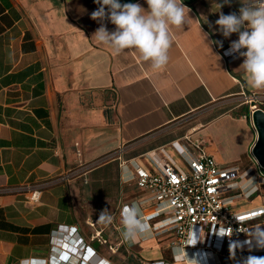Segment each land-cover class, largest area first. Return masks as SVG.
Returning <instances> with one entry per match:
<instances>
[{
	"label": "crops",
	"instance_id": "obj_1",
	"mask_svg": "<svg viewBox=\"0 0 264 264\" xmlns=\"http://www.w3.org/2000/svg\"><path fill=\"white\" fill-rule=\"evenodd\" d=\"M120 3L148 7L145 0ZM183 3L190 19L174 30L168 64L154 71L134 50L115 54L92 38L100 27L91 18L95 0H0V264H198L188 251L190 260L174 258L173 231L150 227L129 245L120 222L124 206L147 195L132 178V159L153 170L148 153L160 156L163 148L183 165L181 144L197 139L221 167L239 168L236 211L264 205L247 97L257 95L264 110V91L248 87L243 57L221 52L238 34L225 38L215 24L221 12L238 14L241 0ZM35 185L41 198L28 202ZM104 209L109 225L98 221ZM259 227L264 218L252 222ZM71 228L89 249H77ZM247 241L246 234L234 255H210V263L264 257Z\"/></svg>",
	"mask_w": 264,
	"mask_h": 264
},
{
	"label": "built area",
	"instance_id": "obj_2",
	"mask_svg": "<svg viewBox=\"0 0 264 264\" xmlns=\"http://www.w3.org/2000/svg\"><path fill=\"white\" fill-rule=\"evenodd\" d=\"M229 47H223L222 54L227 59L237 58L238 54L225 55ZM247 97L253 102V112L257 107V95ZM179 153L186 167L163 148L160 149V156L157 152L148 153L155 165L153 170L145 168L134 159L130 160L134 165L132 178L147 192L146 196L133 203L140 206L154 231L175 233L176 237L171 241L173 247L190 252L198 264L201 263L197 254L202 248L205 264H211L210 255L227 258L230 248H237L238 242L251 231L252 222L264 218V205L247 212L234 209L236 197L241 195L232 193L237 187L236 179L240 170L237 167H221L206 152L203 139H197L192 144H181ZM41 192L42 187L39 185L30 187L27 201L39 202ZM252 192L246 190L242 194L250 195ZM69 233L73 234L71 238L75 237L77 249H89L90 246L76 228H71Z\"/></svg>",
	"mask_w": 264,
	"mask_h": 264
},
{
	"label": "clouds",
	"instance_id": "obj_3",
	"mask_svg": "<svg viewBox=\"0 0 264 264\" xmlns=\"http://www.w3.org/2000/svg\"><path fill=\"white\" fill-rule=\"evenodd\" d=\"M95 2L100 6L91 14V18L100 22V27L92 38L107 45L115 54L134 50L154 71L168 64L174 30L182 29L190 19V9L183 0H145L147 9L139 3L121 4L120 0ZM224 2L228 3L229 0ZM218 6L221 8L223 5ZM106 18L115 25L114 31L107 30L103 23ZM215 24L225 38L233 33L238 34V39L231 42L225 55L238 54L243 57L239 69L243 70L248 87L256 92L264 91V0H241L238 14L225 15L221 12ZM202 37L206 40L207 34H202ZM252 184L253 181L249 179L247 186L251 187ZM98 221L105 225L113 222L108 209L101 211ZM120 222L123 226L121 237L129 245L151 234L148 220L138 204L126 205L121 211ZM247 235L250 250L253 247L264 249V227L252 229ZM230 252L234 255V246ZM174 258L190 260L185 249L180 248L175 250ZM102 264H107V261H102ZM242 264H264V257L249 255Z\"/></svg>",
	"mask_w": 264,
	"mask_h": 264
},
{
	"label": "water",
	"instance_id": "obj_4",
	"mask_svg": "<svg viewBox=\"0 0 264 264\" xmlns=\"http://www.w3.org/2000/svg\"><path fill=\"white\" fill-rule=\"evenodd\" d=\"M252 119L258 131V139L252 152L258 163L264 167V110L256 107L252 112Z\"/></svg>",
	"mask_w": 264,
	"mask_h": 264
},
{
	"label": "rangeland",
	"instance_id": "obj_5",
	"mask_svg": "<svg viewBox=\"0 0 264 264\" xmlns=\"http://www.w3.org/2000/svg\"><path fill=\"white\" fill-rule=\"evenodd\" d=\"M183 166H185L186 167V163L184 162L183 163ZM246 202V200H242L241 201V205H243L244 203ZM240 208V206H239V202H237L235 205H234V209L235 210H238ZM111 249H112V247H111ZM113 250V249H112ZM117 250V249H116ZM140 262V261H139ZM137 264V263H136Z\"/></svg>",
	"mask_w": 264,
	"mask_h": 264
},
{
	"label": "bare ground",
	"instance_id": "obj_6",
	"mask_svg": "<svg viewBox=\"0 0 264 264\" xmlns=\"http://www.w3.org/2000/svg\"><path fill=\"white\" fill-rule=\"evenodd\" d=\"M200 251H201V252L199 253L200 255L197 254V256H203V255H202V248L200 249ZM205 261H206V258H205L204 256L202 257L201 260L199 259V262H200L201 264H203V263L205 264Z\"/></svg>",
	"mask_w": 264,
	"mask_h": 264
},
{
	"label": "snow or ice",
	"instance_id": "obj_7",
	"mask_svg": "<svg viewBox=\"0 0 264 264\" xmlns=\"http://www.w3.org/2000/svg\"><path fill=\"white\" fill-rule=\"evenodd\" d=\"M62 258H63V259H65V260H66V259H68V257H67V256H64V257H62Z\"/></svg>",
	"mask_w": 264,
	"mask_h": 264
}]
</instances>
